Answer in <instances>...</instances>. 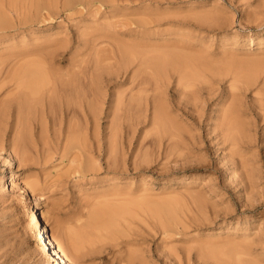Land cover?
Wrapping results in <instances>:
<instances>
[{
  "label": "rangeland",
  "instance_id": "rangeland-1",
  "mask_svg": "<svg viewBox=\"0 0 264 264\" xmlns=\"http://www.w3.org/2000/svg\"><path fill=\"white\" fill-rule=\"evenodd\" d=\"M259 1L158 0L157 2V0H152L151 3H148L145 0H132L122 2L118 7L96 5L90 9L84 8L82 11L84 13L69 11L66 14L63 12V16L56 18L51 26H46L43 23L35 24L16 35V41L25 37L26 44L33 43L32 38L35 36L40 37V40H46L47 36L55 33L58 34L56 37L71 35V37L69 36L71 42H69L70 46L68 45L69 49H67L68 47L65 49L66 51L60 49L65 58L59 59L61 62L57 61L59 63L56 62V64L67 65L72 61L77 64L82 62L84 64L81 63L82 67L84 66L83 70L86 68L85 76L88 73L92 74L95 68L97 69L98 63L95 62L101 58L99 54L104 53V51L96 52L94 46L85 45V41L89 39H96L98 47L102 43L106 46L111 43L112 47V43L115 41L151 45L159 42L161 43L159 45L165 44L163 47L168 45V51H166V47L161 48L166 52H169V49L177 44L176 47L178 48L171 49L172 52L175 51V53L180 54L182 51L181 53L191 54L190 58L193 56V59L189 58V61L196 59L197 61H195L196 65L192 63L195 68L190 70L196 74H194L193 80H189L190 84H195L186 86V80L178 82L179 77L175 73L177 71L174 70L178 63L176 66L168 64V71L164 72L163 70L165 74L161 72L164 74V83L159 82V84H163L160 85L162 88L157 91L154 82L150 81L151 85L147 83V87L145 86L143 90L141 89L145 85L141 82L143 77L140 78L139 76L138 78V81L143 84L141 86L135 81L138 74L136 77L133 75L138 71L132 72L136 68L139 70L137 62L133 63L134 66L131 65V67H127L128 69H124L122 67L123 62H120V60L122 61L121 54L116 49L112 51L110 46V49L106 48L105 56L101 54L104 58L102 57L103 60L99 61L100 67L97 65L98 69H95L96 72L99 68L103 69H100L102 74L97 72L99 76L102 75L99 78V84H102L99 87L101 93L104 89L100 95V98L102 97L100 101H103L100 103L102 106L100 111L103 113L100 112L102 115L100 114L101 120H99L100 125H98L101 134L99 135L102 139L103 134L110 132L108 125L111 124V121L109 122V120H112L111 115L117 110H115V105L118 104L121 106V111L114 114L113 120L116 121L115 123L118 122L117 124L120 123V127H118L122 129V132L121 130L118 131L120 135L117 136V148L123 146L124 149H122L123 147L116 149L114 152L111 151L113 155L111 153L109 155L107 145L106 147L104 145L107 151L103 147L102 156L93 151L92 157L101 163V170L85 172L86 174L80 173L76 170L79 158H75L74 154L71 156V152L64 155L67 151H62L64 152L62 153L59 150L63 145H60L59 149L55 145H50L52 150L47 151H52L50 152L51 156L46 153L47 151L41 152L44 147L40 146L43 144H39L42 140L41 137L38 140L35 136L36 134L38 137L41 136L36 130L37 128L32 129L31 132L34 131V133L32 132L33 134H29V136L34 135L32 143L36 144L37 142L38 145L36 144L35 148L32 145V150L29 147L31 145H28L29 150L25 149L28 152H25L24 147L20 146L22 148L20 153V147L17 146V149L16 145L15 148H12L13 144L10 145L12 138L16 137L14 129L12 128V131L10 123L3 124L2 133H0L2 135L0 136L2 137V139L0 138V142L2 141V145L0 144V264H54L48 253V246L43 248L41 245L43 237L39 235L31 220L33 210L40 215L42 223L47 222L49 232H53L55 228L58 230H55L56 233L58 232L57 235L54 233V238L58 242L57 239L59 238L55 236H58L59 232L61 233L63 230L66 232V228H73L74 224L77 225L80 222L76 217L74 221V216L77 214L76 210L80 206L78 203L81 202V198L106 190L115 192L122 190L123 195H126L127 198L130 196L129 199L133 201L134 208L136 205L138 206L134 202L136 203L141 199L145 200V198L149 203L151 202L152 208L157 207V205V208L161 207V210L164 208L163 210L166 211L168 208L173 216L170 217L166 211L172 218L171 220L168 217V220L166 217L164 218L167 221L165 226H168L169 229L165 228L167 230L165 233L161 229V225L159 226L158 218L150 215L147 218L148 221L146 220L144 223L141 220H139L140 223L137 222V225L136 222L133 223V227L142 223L141 228H138L139 233L136 227L134 230L131 229V232L137 233L134 234V237L138 234L139 237L133 245H130L132 251L128 246L123 253H131L135 249L137 258L133 255V258L125 257L123 261L113 260V253L111 252L114 244L112 245V241L110 244L106 240V245L102 243L103 241H100L102 244L96 241L99 244H97L98 248H102H99L100 250H98L96 243L90 240H87L89 244L84 241L85 245L84 243L78 245L81 248L76 245L77 248H75L72 246L75 239L71 237L69 238L70 240L73 239L71 243L61 245L70 264H264V5H260L262 2ZM196 11L203 14L216 13L214 16L217 19L212 24H208V22L205 25H200L194 20H189L191 19L189 18L190 15L188 18L186 16L192 13L197 14ZM149 15L159 16L162 20L145 24L144 22L147 18L149 19ZM183 17L186 20L185 18L182 19ZM141 22L143 26H140ZM83 31L85 34L80 35ZM79 35L82 41L80 45H77ZM156 44V47L153 45L150 49L160 47ZM103 47L105 48V46ZM3 50L0 51V54L6 52L7 49ZM109 50L112 53H109ZM114 52L120 54H118L120 57H117L123 68L122 71L117 70L119 67L116 63L118 58ZM154 53L151 54L154 55ZM108 54L113 56L105 59ZM187 54L184 55L187 56ZM192 64L190 63V65ZM181 67L184 69L180 64L176 69ZM131 73H133L132 76ZM95 74L93 73V75ZM144 74L147 75L148 72ZM144 74L142 75L144 76ZM235 75L238 76V80H236L237 76L234 77ZM88 76L90 78V74ZM88 76L84 79L86 82L90 80ZM106 76L110 79H107ZM169 77L170 79H168ZM178 83L180 84L178 85ZM6 86L2 88L3 91L0 90V100L4 97L3 94L9 85ZM145 90L148 92H144ZM135 91L136 93H134ZM154 91H157L162 99L156 97L157 93L155 95ZM139 93L142 94L143 99L139 97ZM146 93H148V98ZM125 96L126 98L135 96L136 100L130 97V100L132 98L134 101L131 100L132 103H127L129 100L125 99ZM153 97L161 99L160 103L166 107V115L174 117V122L177 121L173 124H177V128L180 126L183 128H180V133H182L180 139L175 140L176 136H173L172 141L164 140L165 136L161 138L158 135L159 139L158 137L157 139L161 140L157 143L161 145L156 143L157 139L154 135L157 136L155 133L157 130L153 123L155 114L152 112L155 109L154 104H152L154 103ZM138 98L139 100H137ZM126 100L127 102H125ZM118 101L125 105H120L117 103ZM229 109L234 114L238 113L237 121L245 131L244 134L246 135L244 136L248 138H246V143L244 142L245 137L242 139L241 148L239 145H232L230 141L224 142L219 135L220 129L217 122L224 115L225 110L229 111ZM138 116L140 117L138 118ZM10 118L9 121L12 122V118ZM108 118L111 119L108 120ZM217 119L219 120L217 121ZM5 126L8 127L7 131L4 130ZM104 135L103 143L106 144L108 137L107 134ZM165 138L169 139L170 137ZM34 139L36 142L33 141ZM141 139L142 141H139ZM178 139L180 140L179 144L176 143L179 142ZM173 140H175L176 146L169 145L174 142ZM128 143L130 148L127 146ZM39 146L41 150H39ZM50 147L48 145L45 148L50 149ZM164 147L165 149H163ZM34 149L42 154L36 153ZM61 150L64 149L61 148ZM104 151L108 153L106 156L109 155L110 157H105ZM45 154H48L49 157H44ZM114 154H117L118 157L115 158ZM111 156H114L115 159ZM26 157L29 160H26ZM96 157L101 159H96ZM104 158H110V161L111 158L114 159L111 161L112 168L107 167L104 161L107 159ZM115 160L118 164L122 161L125 164L122 163L124 164L122 167L121 164L118 165L121 167L118 168L117 165L114 166L113 164V162L117 164ZM11 173L14 174V180L9 178ZM3 177L8 180L6 188L1 185ZM24 189L27 190V194H25L27 200L24 198ZM123 195L122 197L126 198ZM159 202H162L161 204L164 202L163 206ZM169 204L171 207L173 206L171 210ZM77 205L79 206L77 207ZM136 209V211L139 210L138 207ZM134 221H137L136 218ZM58 228L63 229L60 231ZM63 232L60 234L61 236L65 234ZM62 239L68 240L64 237L60 240ZM123 239L119 238L116 241ZM64 241H61V244ZM76 242H74V246ZM239 259L241 261H236Z\"/></svg>",
  "mask_w": 264,
  "mask_h": 264
},
{
  "label": "bare ground",
  "instance_id": "bare-ground-1",
  "mask_svg": "<svg viewBox=\"0 0 264 264\" xmlns=\"http://www.w3.org/2000/svg\"><path fill=\"white\" fill-rule=\"evenodd\" d=\"M125 1H132V0H0V51H2L3 49H7L6 52H4L5 54L3 52H2L3 54H0V70H1L0 75L2 74V70H3V74L1 75V78H0V90H2V88H5V86L7 84L9 85L8 89H6V91L4 92L5 94H3L4 97L0 100V133H2L1 132L2 126H4L5 124L7 125L8 123L11 124V126H12L11 129L13 128L15 131L14 133H16V135H15L16 137L12 138L13 141L11 140L12 143H10V145L13 144L12 148H15L14 147L15 145H16L17 149H18V147L21 146L22 148L24 147L23 148L24 150L25 149L29 150V147L31 149L32 145H33V148H35L38 145V143L34 139L33 141H35L37 145L35 143L33 144L32 138L34 135L32 137H30L29 134H33L34 131H32L33 132L32 133L31 130L32 129L35 130L37 128L36 130L39 131L38 133L41 136L38 137L37 134L35 136H37L38 140H40V137H41V139H42L41 141L43 143L40 141L39 144H43L40 146L44 147V150H42L41 152H43V151L45 152L47 150H52L50 145L51 146L55 145L56 147H58V149H59L60 145H63V147H60L59 150L61 152L66 150L67 152H65V153L62 152V153H64V155L67 154L68 152L69 153L71 152V154H72V155L70 154L71 156H73V154H74L75 158H79V160H77L78 162L74 159L78 163L76 165L77 166L76 170H78L80 173L82 172V174H83L85 172L89 173V172L97 171L99 169L101 170V168H100L101 163L95 161L92 157V155H94L93 151H96V154L98 153V154H100V156H102L101 153L103 151V147H104V145H105V147L107 145V148L109 151H107L106 148L104 147L105 150L107 152H109V155H110V153H111V155H113V152L116 149L118 150V149L123 147L121 145L123 143L119 140L121 142V144L119 143V145L122 147L117 148V144H118V141H117L118 137L117 136L120 135L119 132H120V130L122 132V129L121 128L119 129L120 123L117 124L118 122L115 123L116 121L113 120L114 116H115L114 114L116 112L118 113L121 111V106H119L118 104L115 105L116 106L115 110L116 109L117 110L119 109V110L114 111L115 113H112V115L109 114L113 118L111 116L110 117L112 118V120H109L111 118H108L109 122L111 121L110 122L111 124L108 125L110 127L107 126L108 128H110V130H109L110 132L108 131L109 133H106L107 137H108V138L106 137L108 139L105 142L106 144L103 143V139L105 138V137L103 138L104 134L102 135V139L100 138V135H101L99 132L100 127L98 126V125H100L99 120H101L100 114L102 115V113H103L102 111H100L101 110L100 107L102 108L100 103L101 102L103 103V101H100V99L102 98V97L100 98V95H102L104 89H102V93H101V89L99 87L102 84H99V81H100L99 78H100V76L102 77V75L99 76V74H97V72L102 74V71L100 72V69H102V68H99V70L97 72H96V70L98 69V66H99L98 64H100V62L103 60V58H104L103 56H105L104 53H107V52H105V50H107L106 48L107 47L109 48V46H110L112 51H114V49H116V51H118L121 54L120 55L118 52L117 53L114 52L116 54V57L118 56V54L121 56L122 61L120 60V62L121 63L123 62L122 64H124V65L122 67H124V69L127 68L128 66L131 67V65L134 66L133 63L137 62V67L140 71L137 70V68H136L132 72L133 73L135 71H138V72L137 73L135 72L136 74L131 73V76L133 74L136 77V75L138 74L136 77L137 80L135 79V81L137 84L139 83V85H141V86L143 85L142 83H145V85L142 86L143 88H141V86H140V88L143 90H144L146 85L150 84V81L154 82L153 84H155V89H157V91H158V89L162 88L161 86L163 84L161 85V84H159V82L162 81V83H164V74H165L164 72L168 71V69H167L168 64H174V66H176L178 63V65L179 64L182 65L184 67V69H182V67L176 69L178 65L176 67H174V70L177 71L175 73H177L178 77H179L178 82L186 80L187 81L186 86H188V84H190L189 80H191V79L193 80L194 74H196L195 72H192V71L190 72V70L195 68V65H196L195 61H197V59L195 61L191 60V62H190L189 60L191 58L193 59V56L190 58L191 54H187V53L183 52L185 55L187 54V56H185L183 53H181L182 51L181 52L179 51L180 54L179 53L177 54V53H175V51H173L175 53L174 54L171 49L178 48V47H176V46H178L177 44H176V46L174 45L175 47L169 49V52H166V51H168L167 50L168 45H166L165 46L166 48H165V47H163L165 44L159 45V44H161L159 42L158 43L156 42L157 44L155 43L156 45L160 46L159 48L150 49L153 45H154V47H156L155 44L151 45V44L139 43V42L133 43V42L115 41L114 43H112V47H111V43H109V46L103 45L104 43H102V45L100 47H98V45H96L97 44L96 39L86 40L85 45L87 44L90 46H94L93 48H95L96 50L93 48L92 49L95 50L96 52L98 51L101 53L102 51H104V53L103 52L101 53V54H103V56L98 53L99 56L101 57L100 58L101 60L98 59V57H97L98 60H96V58H95V60L98 61V62H95L96 64L98 63L97 64L98 66L96 65L97 69L96 68H95L96 70L94 69L96 74H95V72H93L94 70L92 71V74L87 72L88 74H90V78H89L88 74H86V76L84 74V72L86 71L85 70L86 68L83 70L84 66L82 67V64H83L82 62H81L82 64L79 62H78V64L76 62L73 63V61H72V63H68V64L66 63L67 65L56 64L57 61L61 62L60 60L62 58H65V57H63L64 53L60 52V49H62V51H63L68 47V45L70 46L69 36L71 37V35L68 36L66 34L65 36L63 35L64 37H56V36H58V34L55 33L53 35L47 36L46 40L43 39L44 41L40 40V37L35 36L32 38V41L34 40V42L30 43V44L25 43V41H26L25 37L22 39L19 38V40H17V41L15 39L16 35L19 32L26 31V29L32 27L35 24L38 25V24L43 23L46 26L53 25V21L56 18L61 17L63 12L66 14H68L69 11L82 12V11H84L83 10L84 8L90 9L91 7L93 8V6H96V5H99L100 7L101 6L118 7V6H120V4L122 2H125ZM145 1H148V3H151L152 0H145ZM256 1H258V0H256ZM157 2H158V0H157ZM259 2H262L260 5H262V6L264 5V0H260ZM147 7H148V5H147ZM82 13H84V12H82ZM258 14H259V12H258ZM165 15H166V13H165ZM214 15H216V13H214V14L213 13L212 14H210V13L203 14V13L197 12V14L192 13V14H188L186 16H187V18H188V16H189V18H191L189 20H194V22L196 21L200 25L201 24L205 25V23H208V22H209L208 24H210V23L212 24L213 21L215 22L217 17H215ZM185 17H183L182 19H184ZM159 19H160L159 16L149 15V19L147 18V20L144 23L145 24L151 23V22L153 23L154 21L159 20ZM160 20H162V19H160ZM185 20H186V18H185ZM45 25H43V26H45ZM140 26H143L142 22H141ZM84 34H85L84 31L80 33V35H84ZM80 35L78 37L79 42L77 41L78 42L77 45H80V42L82 41ZM45 42H47V43H45ZM2 45H4V46H2ZM169 45H171V44H169ZM103 46H105V48ZM183 46L185 47V45H183ZM162 47L165 48L166 51L162 50L161 49ZM67 49H69V47ZM111 50H109V53H112ZM162 51H163V53H162ZM153 52H155L154 55H156V54L157 55L156 56L152 55L151 53H153ZM176 52H178V51H176ZM95 54H97V53H95ZM111 55L112 54L106 55L107 57L105 59H109L110 57L113 56V55L112 56ZM120 56H118V57H120ZM196 56H198V55H196ZM90 57H91V55H90ZM114 57H115V55H114ZM87 61H86V63H87ZM118 61H119V58H118L116 63L118 64L119 67H121V65H120L121 63L119 64ZM59 62H57V63H59ZM62 63H64V62H62ZM95 63H93V64L95 65ZM190 63L191 64L194 63L195 65L194 64L190 65ZM118 66H116V67H118ZM171 66H173V65H171ZM119 67L117 68V70L122 71L123 68L121 67L119 69ZM163 70H164V72H163ZM125 71L127 72L128 70H125ZM117 72H119V71H117ZM139 72H140V74H139ZM147 72L149 75L144 74ZM161 72H163L164 74H162ZM93 73L95 75H93ZM124 74H126V73H124ZM124 74H123V76H124ZM142 74H144V76ZM119 75H120V73H119ZM87 76L90 79L89 82L88 81L86 82L84 80ZM129 76H130V74H129ZM139 76H140V78L143 77L142 78L143 81H141L142 83L140 81H138ZM236 76L237 75H235L234 77H236ZM129 78L130 77H128V79ZM236 78H237L236 80H238V76ZM107 79H110V78L107 77ZM133 79L134 78H132V81H134ZM142 79H139V80H142ZM168 79H170V77ZM108 81L110 82V80H108ZM110 83H112V82H110ZM132 83L136 84L135 82H132ZM191 83H192V81H191ZM179 84L180 83H178V85ZM193 84H195V83H193ZM193 84H190V85H193ZM136 86H138V85H136ZM153 87H152V89H154ZM101 88H102V86H101ZM157 91H154L155 95H156ZM144 92H148V91L145 90ZM134 93H136V91ZM122 94H123V92H122ZM147 94L148 93H146V96H147ZM139 95H140L139 97H141V99H143L142 94L139 93ZM152 95H153V93H152ZM155 95H154V97H155ZM119 97H121V96L119 95ZM130 97L135 98V96H130ZM130 97L126 98V96H125V99L129 100V102H127V100L125 102H127V103L131 102L132 103V101L136 100V98L134 100L131 98V100H132L131 101ZM154 97H153V99L155 101L152 99L154 102L152 104H154L155 109L152 112L155 115L153 116L154 118L153 117L152 118L154 120L153 123L156 125L155 127L157 130V132L154 131L155 133H157V136L154 135L155 138L157 139V137H158V139H159L158 135H160L161 138H163L164 136L165 137L169 136L170 137L169 139L168 138L166 139L164 137V140H171L172 141L171 138H173V136H176L175 137V140H176L177 138L180 137V135H182V133H180L181 132L180 131L181 126H180V128H177L176 127L177 124H175V125L173 124V123L177 122V121L174 122V117L172 118V117H170V115L169 116L166 115V107L163 105V103H160V100L162 98L159 95V93H157L156 97H160L161 99L160 98L157 99ZM147 98H148V96H147ZM150 99H151V97H150ZM117 100L121 101L122 99H117ZM137 100H139V98ZM113 102H114V100H113ZM117 103H120V105L124 104V103L119 102V101ZM139 103H140V101H139ZM141 103H142V101H141ZM117 106H119L120 108ZM123 106H122V108H123ZM138 106H140V104ZM133 108H134V106H133ZM135 109H136V107H135ZM144 109H145V107H144ZM227 109H228V107H227ZM113 110H114V108H113ZM225 111H223V112H225L224 115H222V113H221L222 117L220 118V120L217 119V121L218 120L219 121L218 122L216 121L217 126L220 129L219 130L220 138L224 142L230 141V143L232 145H237V146L239 145V147H240L241 146L240 143H241L242 139H244V137H245L244 135H246V134H244L245 131H243V127H241L239 125V122L237 121L238 118L236 116H238V113H236L237 114L236 115V114L232 113V111L230 109H229V111H227V110H225ZM100 112H102V113H100ZM119 114H117V116ZM117 116H116V118H117ZM10 117L12 118V122L9 121ZM119 117H120V115H119ZM139 117L140 116H138V118ZM175 119H177V118H175ZM239 119H240V117H239ZM98 122H99V124H98ZM240 122H242V121H240ZM5 127L6 128L4 130H6L8 128L7 126H5ZM117 127L119 130L117 129ZM131 128H133L132 125H131ZM131 128H130V130L132 131ZM13 129H12V131H13ZM181 129H183V128H181ZM126 131H127V129H126ZM131 131H130V133H131ZM134 131H135V128H134ZM142 133H143V131H142ZM106 134L104 136H106ZM0 136H2V135L0 134ZM121 136L123 139L124 138L123 134ZM0 138L2 139V137H0ZM181 138H183V137L181 136ZM246 138L247 137H245L244 142L245 141L247 142ZM158 139H157V141L155 140L156 143L161 140V139L160 140H158ZM124 140L126 141V139H124ZM153 140H154V137H153ZM175 140H173L174 144L172 143L169 145L170 146H173V145L176 146ZM130 141H132V139H130ZM130 141H129V143H130ZM139 141H142V139ZM1 142H0V144H1ZM129 143L127 146H129V148H130ZM164 143L166 144L165 141H164ZM176 143L179 144L180 140H179V142H176ZM132 144H133V142H132ZM157 144H156V146H157ZM28 145H31V146H29L27 148ZM48 145H49L50 149L45 148L46 146L48 147ZM40 146H39L40 149L38 148L39 150H41ZM55 146H53V147H55ZM21 147L19 149V152H20V150H22ZM242 147H244V146H242ZM61 148H63L64 150H61ZM137 148H138V146H137ZM167 148H169V147H167ZM122 149H124V147ZM158 149H160V148H158ZM163 149H165V147ZM28 150L27 151L25 150V152H28ZM132 150H133V148H132ZM166 150H169V149H166ZM35 151H34V153H35ZM106 151H104V152L106 153ZM111 151H113V152H111ZM119 151L122 152V150H119ZM127 151H126V153H127ZM129 151H130V149H129ZM156 151H157V148H156ZM16 152H17V150H16ZM41 152H38V150L36 151V153H41ZM50 152H52V151H49V152L47 151L46 153L50 154ZM116 152L118 153V151H116ZM121 152H120V154H121ZM151 152H152V150H151ZM23 154H21V155H23ZM107 154L108 153L105 154V157L109 156V155L106 156ZM30 155H31V153H30ZM36 155H38V154H36ZM47 155L45 154L44 157H46ZM124 155H125V153H124ZM38 156H36V157H38ZM50 156H51V154H50ZM116 156L118 157L117 154L115 155V158H116ZM122 156H123V154H122ZM24 157H25V155H24ZM28 157H26V160L28 159ZM48 157L49 156H47L46 158H48ZM111 157L114 158V156H111ZM96 159H99V157L98 158L96 157ZM104 159H107V158H104ZM109 159L110 158H108L107 160H104V161L106 162V165L108 168H110V167L112 168V162L111 161L114 159L111 158V161ZM122 160H123V157H122ZM72 162H74V161L72 160ZM115 162H116V160H115ZM116 163L117 164H115L113 162L114 166L117 165V167L120 164H121L120 165L121 167H122V165L125 164L123 161L119 162V164H118V162H116ZM122 163H124V164H122ZM135 165L136 164L134 162V166ZM120 166L118 168H121ZM229 176L230 175H228V177ZM9 178H10V180H14L15 179L14 174L11 173ZM1 180H2L1 185L4 188H6L7 184H8V180H6L4 177ZM13 187H14V184H13ZM4 188H2V189H4ZM112 191L113 190H110V191L106 190V191H101V192L98 191L97 193L89 194V195L82 197L81 202L80 203L77 202L78 204H80V206L77 205V207L79 206L78 207L79 210L78 209L76 210L77 214H76V216H74V221L77 218V220L80 222L77 223V225L74 224L73 228L70 226L71 230L66 228L67 229L66 232L64 230H63L64 232L62 231L63 228L62 229L58 228L60 231L65 233V234H63V236H61L60 234L62 232L61 233L59 232L58 236H55V237L59 238V239H57L58 242L54 238V233H55V235H57V233H58V232L56 233L55 230L56 231H58V230L55 228L53 230V232H49L50 230H49V226L47 225V222L42 223V219H41L40 215H38L37 211L33 210L32 215H31V220L33 221L34 225L36 226V228L39 232V235L43 237V242H42L43 244L41 243V245L43 246V248L46 245L48 246V249H49L48 253L51 256V260L54 264H70L66 258L65 253H64L65 251L62 249L63 246H61V245H64V243L66 245L68 243H71L73 240V239H71V240L69 239L71 237H74V239H75L72 242V246L75 248H77L76 245L78 246L80 244H83L84 241L87 242V240L93 241L95 243H96V241H98L99 243H101L100 241H103L102 243H104L105 245H106V240H108L107 242H109V243L112 241V245L114 244L113 245L114 248L112 249V252H111V253H113V260L115 259L118 261L119 260L123 261L125 259V257H127L129 259L133 258L132 257L133 255L136 256V258H137V251L135 249H133V252H131L132 254L129 251H128L129 252L128 254H126V253L124 254L123 252H124V249H126V247H128V246H129L128 248L130 249V245H133L134 241L137 240V238L139 237V234L134 237V234L136 235L137 233H134V231L131 232V229L134 230V228L136 227L137 222L139 220H141V222L144 223V222H146L149 215L152 217L156 216L158 218L157 220L159 222V226L161 225V227H162L161 229L164 232L166 230L165 228L169 229L168 226L167 227L165 226L166 225L165 222H167V221H165L166 219H164V218L165 217L170 218L173 216H172V214H170L171 212L168 211L169 210L168 208H166L167 209L166 211L169 213L170 217H169L168 213L165 210H163L164 208L162 210L160 209L161 207L157 208L158 207L157 202H156L157 207L152 208L153 205L151 204V202L149 203L148 200H146V198H145V200L144 199L143 200L141 199L142 201L139 200L141 203L138 200H137L138 202H136V203L134 202V204H138V206L136 205V208L137 207L139 208V210L136 211L137 209L133 207L135 205H132L133 201L129 199L130 196L127 198L126 195H123L124 193L122 190L116 191V192L115 191L112 192ZM23 192H24V198L27 200L28 198L25 196V194H27V190L24 189ZM139 194H140V191H139ZM122 195L126 196L127 199L125 197H122ZM134 196H135V194H134ZM65 198L68 199V197H65ZM147 198H148V195H147ZM139 203H140V205H139ZM163 204H164V202H163ZM163 204H161V206H163ZM164 206H166V205H164ZM169 206L171 207V204H169ZM172 207L170 208V210L172 209ZM155 208H157V209H155ZM172 212H173V210H172ZM135 218L137 221H134ZM168 218H167V220H168ZM171 219L172 218H170V220ZM133 223L136 224L135 227H133L134 226ZM138 223H140V221ZM141 224H139L140 227H138L139 225L136 227V230H138V228L139 229L141 228ZM67 231H68V233H67ZM138 233H139V230H138ZM167 236H168V234H167ZM63 237L67 238L68 240H66V239L60 240ZM123 237H126V239H123ZM119 238H121L123 240L116 241V240H119ZM165 238H166V235H165ZM64 240H66L68 242H66ZM61 241H64L63 244H61ZM113 241H114V243H113ZM74 242H76L75 246H74ZM98 242L96 243V246H97ZM84 245H85V243H84ZM96 246H95V248H96ZM110 247H112V246L110 245ZM78 248H81V247L78 246ZM97 248H98V246H97ZM99 248H101V247H99ZM99 248H98V250H100ZM87 249H89V248H87ZM130 250L132 251V248ZM125 251H127V250H125ZM108 255H110V253ZM243 260H245V259H243ZM236 261H241V260L239 259ZM234 264H236V263H234Z\"/></svg>",
  "mask_w": 264,
  "mask_h": 264
}]
</instances>
